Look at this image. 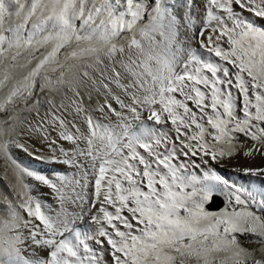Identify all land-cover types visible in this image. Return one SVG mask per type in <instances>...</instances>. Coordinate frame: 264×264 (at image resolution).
Returning a JSON list of instances; mask_svg holds the SVG:
<instances>
[{"label": "snow or ice", "instance_id": "6c2138e0", "mask_svg": "<svg viewBox=\"0 0 264 264\" xmlns=\"http://www.w3.org/2000/svg\"><path fill=\"white\" fill-rule=\"evenodd\" d=\"M202 5L0 0V264H264V166L214 167L264 159V0Z\"/></svg>", "mask_w": 264, "mask_h": 264}, {"label": "rangeland", "instance_id": "374dc122", "mask_svg": "<svg viewBox=\"0 0 264 264\" xmlns=\"http://www.w3.org/2000/svg\"><path fill=\"white\" fill-rule=\"evenodd\" d=\"M168 3L170 5H172L173 10L175 11V13L178 16H184V14L186 12L187 0H168ZM193 4L196 7L193 9V13L192 14L197 18V16L199 15L197 10L202 5V0H193ZM199 18H197V19H199ZM81 94L84 96L85 104H90L93 108H95V106H96L98 101L99 102L103 101V97L100 96V95H97L95 92L92 93V99H91V101H89L88 98H87V89L83 88V87L81 88ZM61 97L62 96H57L56 97L57 104H59V101H60ZM241 138L243 139V137H241ZM65 147H69V145H65ZM32 150L36 151L34 148ZM36 154L38 156L42 155V154H39L38 152H36ZM17 155H18V157H19V159L21 160L22 163H24L26 165H29V166H31L33 168L40 169V170L45 171V172H51V171L55 170V171H60V172L66 173L67 169L68 170L72 169V168L67 167L64 164H51L50 162H48L47 159H45V160L34 159L33 157H31V156H29V155H27L25 153H17ZM50 155L51 154L42 155V156L48 157ZM234 159H236V160H234ZM234 161L236 162L237 158H232V159L226 158L224 160V166L223 167H221L220 165H214V167L216 168V170L221 175L229 177L231 180H235L237 183H243V184L247 185L248 184V181H247L248 177L243 176V175H241V174H239L237 172L232 171V169L235 167V166H233ZM81 162L83 163L84 161H81ZM85 167H87L86 163H85ZM2 185H3V181H0V186H2ZM48 202L51 203L53 206L58 207L56 205L55 200L51 199V201H48ZM67 207H68V210L70 212H79L80 211L79 207L77 208V206H74L72 204H69ZM87 225H88L87 217H85L82 221H78L77 222V226L80 227V228H86ZM249 247H254V245H249Z\"/></svg>", "mask_w": 264, "mask_h": 264}, {"label": "bare ground", "instance_id": "6f19581e", "mask_svg": "<svg viewBox=\"0 0 264 264\" xmlns=\"http://www.w3.org/2000/svg\"><path fill=\"white\" fill-rule=\"evenodd\" d=\"M201 7H202V5L200 6V8ZM197 18H199V15L197 16ZM87 91H88V89H87ZM68 95L71 96V93H69ZM62 99H63V97H61L59 103L61 102ZM64 103H65V105H68L69 101L68 100H65ZM69 119H71V117H69ZM149 123H151V122H149ZM62 143H64V145H68L67 142H62ZM33 144L35 145L34 149L39 154H42V155H49L50 154L48 152L46 146L41 145L38 141H31L30 142V145H33ZM235 158H237V161L236 162L234 161V163H233V166H235V167H245V166L257 167V166H264V159H262L259 156L255 157V159L244 158L242 156H238V157H235ZM234 160H236V159H234ZM75 172H77V169L72 168V169H69V170L67 169V172L66 173L71 174V173H75ZM249 179L250 178L248 177V179H247L248 182H249ZM41 191L46 194L45 195V198L48 199V201H51L50 197L47 196V193H48L49 190H47V189H41ZM53 207L55 208V206H53ZM82 229H84V228H82Z\"/></svg>", "mask_w": 264, "mask_h": 264}]
</instances>
